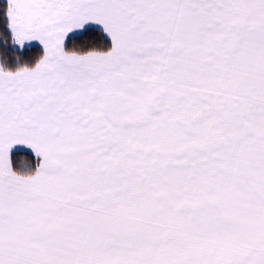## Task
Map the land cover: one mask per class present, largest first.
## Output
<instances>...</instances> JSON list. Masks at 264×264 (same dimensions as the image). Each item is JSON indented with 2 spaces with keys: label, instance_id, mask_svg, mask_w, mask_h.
I'll return each instance as SVG.
<instances>
[{
  "label": "snow or ice",
  "instance_id": "1",
  "mask_svg": "<svg viewBox=\"0 0 264 264\" xmlns=\"http://www.w3.org/2000/svg\"><path fill=\"white\" fill-rule=\"evenodd\" d=\"M0 264H264V0H5Z\"/></svg>",
  "mask_w": 264,
  "mask_h": 264
},
{
  "label": "trees",
  "instance_id": "2",
  "mask_svg": "<svg viewBox=\"0 0 264 264\" xmlns=\"http://www.w3.org/2000/svg\"><path fill=\"white\" fill-rule=\"evenodd\" d=\"M4 0H0V7H3L4 5ZM38 49H34V50H30L29 54H37L38 53ZM17 159L21 164L30 162L29 157L26 155V153H24L23 151L17 154Z\"/></svg>",
  "mask_w": 264,
  "mask_h": 264
},
{
  "label": "crops",
  "instance_id": "3",
  "mask_svg": "<svg viewBox=\"0 0 264 264\" xmlns=\"http://www.w3.org/2000/svg\"><path fill=\"white\" fill-rule=\"evenodd\" d=\"M5 1V0H4Z\"/></svg>",
  "mask_w": 264,
  "mask_h": 264
}]
</instances>
